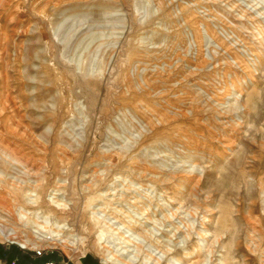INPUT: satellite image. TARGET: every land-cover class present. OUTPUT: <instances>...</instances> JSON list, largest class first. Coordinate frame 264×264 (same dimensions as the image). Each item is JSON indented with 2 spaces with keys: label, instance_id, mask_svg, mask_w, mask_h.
<instances>
[{
  "label": "rangeland",
  "instance_id": "obj_1",
  "mask_svg": "<svg viewBox=\"0 0 264 264\" xmlns=\"http://www.w3.org/2000/svg\"><path fill=\"white\" fill-rule=\"evenodd\" d=\"M258 26L264 0H0V242L39 233L71 264H264ZM240 44L258 58L244 86Z\"/></svg>",
  "mask_w": 264,
  "mask_h": 264
},
{
  "label": "built area",
  "instance_id": "obj_2",
  "mask_svg": "<svg viewBox=\"0 0 264 264\" xmlns=\"http://www.w3.org/2000/svg\"><path fill=\"white\" fill-rule=\"evenodd\" d=\"M264 30V26H258L257 32L258 38L262 36V38L258 39V43L254 45V48H259L258 45H261V39L263 40V33H261V30ZM260 35V36H259ZM241 46L238 47V51H240L239 56L240 59L233 60V66L236 68V72L239 74V77H241V81H244L245 83L243 86L252 80L254 77V67L258 63V58H256L257 53L256 52H250L253 51V49H250L249 51H246L247 45L240 44ZM257 46V47H256ZM247 55V59H245V56ZM250 57V58H248ZM233 75V74H232ZM241 75V76H240ZM247 75V76H245ZM234 78V76H233ZM238 79V78H237ZM239 83V81H237ZM226 84V83H225ZM232 87V85H231ZM232 88H235L234 86ZM238 92L236 91H232ZM36 233V232H35ZM52 239L57 240L55 237L51 236ZM49 237H46L42 234L36 233L34 236V245H27L24 244L23 241H17L16 236L11 233L6 232V240L5 242H0V244L4 245V248L6 251L12 253L13 258L10 260H6L5 258H0V264H71L70 260L64 259V258H57V254H55L57 247L55 246L54 243L51 241H48ZM58 241V240H57ZM18 252L22 253V255L19 257ZM49 253L52 255V258L50 259H43L38 263H31V262H26L22 263L24 261V257L27 256L29 259H35V258H42L44 254Z\"/></svg>",
  "mask_w": 264,
  "mask_h": 264
},
{
  "label": "bare ground",
  "instance_id": "obj_3",
  "mask_svg": "<svg viewBox=\"0 0 264 264\" xmlns=\"http://www.w3.org/2000/svg\"><path fill=\"white\" fill-rule=\"evenodd\" d=\"M187 213L186 212V210L185 211H183V213ZM191 215V214H190ZM117 222H120V221H115L114 222V224H117ZM119 230H121L122 229V231H123V233H129L131 230L129 229V227H123L122 226V228H118ZM148 232H151L152 233V231L151 230H148L146 233H145V235L144 236H142V235H140V234H138L137 235V239L138 240H141V239H143V238H145V237H147V235H148ZM115 235H120L119 234V232H116V233H114ZM133 234H129V236H132ZM182 235V234H181ZM203 235V234H202ZM207 237V236H206ZM120 240H121V244H122V247L120 248V250H125L124 252L127 254H129V253H135V249H136V244H135V246L133 245V244H131V242L128 240H126V238H128V236H124V234L123 235H120ZM205 238V237H204ZM133 248V249H132ZM110 260H113V259H110Z\"/></svg>",
  "mask_w": 264,
  "mask_h": 264
}]
</instances>
